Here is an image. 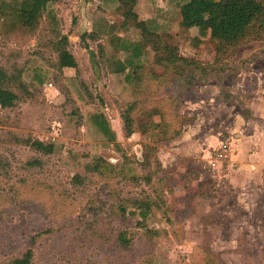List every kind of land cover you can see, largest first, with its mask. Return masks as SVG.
Instances as JSON below:
<instances>
[{
    "label": "rangeland",
    "instance_id": "obj_1",
    "mask_svg": "<svg viewBox=\"0 0 264 264\" xmlns=\"http://www.w3.org/2000/svg\"><path fill=\"white\" fill-rule=\"evenodd\" d=\"M189 1L60 0L32 33L13 26L0 6V66L20 71L29 92L15 106L0 107V264L30 249L32 264H264V198L259 204L248 184L233 180L231 157H215L220 141L234 139L247 103L264 94V40L216 61L209 34L180 27ZM130 6L177 54L214 64L180 106L170 99L172 85L125 82L127 46L141 40L134 22L122 26ZM56 27L68 36L65 53L54 50ZM150 48H141L146 66L154 65ZM197 94L212 98L197 109ZM164 119L182 128L179 136L158 141L141 134L142 126ZM190 130L206 141L200 150L190 146ZM28 138L54 144L55 152L33 150L22 143ZM182 144L183 161L164 166L159 146ZM122 232L130 255L118 249Z\"/></svg>",
    "mask_w": 264,
    "mask_h": 264
},
{
    "label": "trees",
    "instance_id": "obj_2",
    "mask_svg": "<svg viewBox=\"0 0 264 264\" xmlns=\"http://www.w3.org/2000/svg\"><path fill=\"white\" fill-rule=\"evenodd\" d=\"M58 1L60 0H19L15 5L1 3L0 6H7L8 14L5 15L10 17V23L13 26L24 32L32 33L40 26L41 19L48 7ZM126 1L119 0V3L125 4ZM131 1L135 3V0ZM130 7L132 14L128 18L126 17V22L124 21L122 26L125 28L130 21L134 22L133 26L140 31L141 40L131 44L130 47L127 46L129 53L121 66L123 67L121 71H124L122 74H125V82L128 84L136 83L137 88L147 80L148 87L155 85L160 89L164 85H172L170 99L173 104L180 106L186 98L187 89L197 84L204 77V79H208L214 70V64L205 65L200 60L177 54L175 46L163 40L160 35L156 34V31L147 26L145 21L139 20L135 11L132 10V6ZM2 11H5V8H2ZM183 11L185 13L180 27L185 30L198 28L202 36L209 34L210 39L217 42L218 45L216 46V61L225 58V56H230L238 46L244 43L251 40H264V0H191L184 4ZM53 31L56 37L60 36L59 41L53 44L54 50L58 53H65L69 42L68 36L61 35L59 27L54 28ZM143 46H151L155 57L154 65L146 66L141 61V48ZM90 55L94 57L95 53L90 50ZM119 64L115 63L117 66ZM160 69H163V73H159ZM145 71L149 73L147 76ZM116 72H119V69ZM21 75L20 71L9 73L0 66L1 108H11L22 99L21 94H29ZM220 84L218 81L217 87L222 92ZM222 96L225 100L232 98V94H222ZM178 118L181 119V122L186 120L180 115ZM132 120L129 113L124 115V129L127 136L133 133ZM95 122L105 129L104 119L97 117ZM169 123L165 119L163 123L162 121H151L148 125L142 126L140 132L142 135L147 134L151 138L156 137L158 141L171 140L179 136L182 128L172 127ZM22 143L44 154L55 152L54 144L44 143L39 139L28 138ZM92 169L98 171L99 167L92 166ZM193 173L196 172H189L188 174L191 176ZM135 205L137 206L134 207L145 206V204L139 203ZM130 244L131 241L127 233L122 232L118 239L119 251H129L130 255ZM33 257V251L30 249L23 256L15 258L7 264H32Z\"/></svg>",
    "mask_w": 264,
    "mask_h": 264
},
{
    "label": "crops",
    "instance_id": "obj_3",
    "mask_svg": "<svg viewBox=\"0 0 264 264\" xmlns=\"http://www.w3.org/2000/svg\"><path fill=\"white\" fill-rule=\"evenodd\" d=\"M197 95L199 99L194 103V105L198 107L197 109H200L202 108V103L209 97L210 94ZM188 96H190V94H188ZM188 96V100H186L185 103L187 106L190 102ZM215 96L218 100L222 98H220V94H215ZM209 98H212V96ZM196 103L198 104L196 105ZM189 105L190 107H194L191 103ZM237 121L238 126L236 127V123L234 125V128L236 127V129H234V139L232 136L229 138V143L231 145L229 144L227 155V158L231 157L232 163H234V166L238 169L234 172L235 176L233 175V180H239L241 183L248 184L250 189L249 194L255 195L254 200L260 204L262 203L260 201V196L262 195L264 198V94H261L259 97L248 102L247 106H245V110L243 109V114H239V118L237 117ZM194 128L195 127H193V129ZM190 131L192 132L193 130ZM190 134L194 137V142L190 144V146L197 147L200 150V148L206 144V141L204 140L202 142L199 139L197 140L198 137L195 136V134H197L195 132ZM188 137L189 135L186 133V136L183 135L182 137H178L177 140L179 141L174 142L179 144L186 141ZM222 141L219 143L221 144ZM186 145L187 144H182V146L172 149H166L159 146L161 148L160 159L163 161L164 166L172 164L177 165L179 162L183 161V158L180 155L186 149ZM232 146H234L233 151L231 150ZM217 149H215V152ZM173 151H175V153ZM188 153L190 152H187V154ZM191 153L197 152L191 151ZM175 160L177 161L176 163L173 162ZM262 210L264 211V207Z\"/></svg>",
    "mask_w": 264,
    "mask_h": 264
},
{
    "label": "built area",
    "instance_id": "obj_4",
    "mask_svg": "<svg viewBox=\"0 0 264 264\" xmlns=\"http://www.w3.org/2000/svg\"><path fill=\"white\" fill-rule=\"evenodd\" d=\"M229 144L230 143H229L228 139H225L224 141H222L219 148L215 152L216 158H218L220 160H225L227 158L228 150H229Z\"/></svg>",
    "mask_w": 264,
    "mask_h": 264
}]
</instances>
